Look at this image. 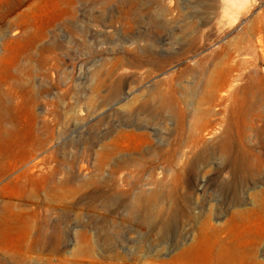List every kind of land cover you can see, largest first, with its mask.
<instances>
[{"label":"rangeland","instance_id":"1","mask_svg":"<svg viewBox=\"0 0 264 264\" xmlns=\"http://www.w3.org/2000/svg\"><path fill=\"white\" fill-rule=\"evenodd\" d=\"M203 47L209 50L200 56L217 53L211 55L216 65L227 56L249 59L254 50L261 56L264 0H0V116L7 127L33 125L40 137L33 173L51 176L24 203L8 182L27 168L0 178V203L44 207L33 218L34 235L43 231L41 246L30 250L21 241L23 228L12 243V231L0 244V264H188L179 263L180 255L208 222L228 236L236 231L235 212L263 205V86L252 89L239 121L228 111L216 133L199 142L191 123L178 134L149 120L172 89L199 102L206 79L184 71L196 66L190 56ZM132 130L150 141L134 148L136 139L117 141ZM241 137L251 164L245 177L228 165L240 153ZM158 139L186 152L181 165L156 150ZM228 139L230 158L190 169L206 149L220 150ZM53 177L72 182L53 189ZM141 193L156 195L151 225L132 207ZM251 232L261 239L247 247L264 263V222ZM59 235L64 240L52 251Z\"/></svg>","mask_w":264,"mask_h":264},{"label":"bare ground","instance_id":"2","mask_svg":"<svg viewBox=\"0 0 264 264\" xmlns=\"http://www.w3.org/2000/svg\"><path fill=\"white\" fill-rule=\"evenodd\" d=\"M260 29H262L261 26H259ZM31 42H33V36H31ZM258 42L260 44L263 43L261 37ZM213 47L214 44L209 48L213 49ZM209 48L204 49L203 47L200 52L191 55L190 58L196 62V66L188 67L184 71L196 75L198 78L206 79L199 102L196 103L194 100L180 95L178 90L172 89L162 95L159 104L153 108L154 113L158 112L157 116L149 118L151 121L156 120L160 124L166 125L168 129L172 126L178 134H183L191 123L198 142L206 136L211 137L216 133L224 121V115L228 111L231 112L233 119L239 121L246 109L252 89L256 86L264 87V68L257 62V60H262L264 64L263 50L261 51V56H258L256 50H254V56H250L249 59L242 58L240 60L233 56L223 57L222 62L216 65L212 64L211 55L217 53L200 56ZM4 59L5 57L0 60V70L3 69ZM214 65L215 67L212 68ZM165 109L170 111L172 115H164L162 111ZM5 120L4 116H0V178L19 166H25L27 169L8 182V185L16 186L14 195L22 203L33 202L37 197V192L46 189L50 185L51 180V176L35 175L33 173L39 166L37 152L39 150L40 137L34 132L33 125L22 131L16 126L7 127ZM150 128L155 135H158L159 131L157 129L159 128L157 126L153 125ZM119 136H121V139L117 141L136 139V144L131 145L133 148L138 147L141 140L150 141V135L134 130L122 132ZM240 143V153L228 165L234 167V172L237 175L241 174L242 177H245L251 172V164L248 162V149L245 147L243 137H241ZM156 150L163 152L169 161L174 158L177 165H181L186 156V152L183 149H173L162 139H158V148ZM232 152V142L228 139L224 141L223 148L220 150L206 149L205 153L191 164L190 169H195L200 165L201 161L214 162L223 154L230 158ZM184 175L185 172L183 171L179 170L177 172V178H182ZM53 182V189H57L60 186L67 187L71 184L72 179L68 178L63 182H56L53 177ZM62 189L64 192L68 191L67 188ZM155 196V194L141 193L136 203L132 206L136 213L143 211L144 224L151 225L157 218L151 206V201ZM58 207L54 204L52 208L56 210ZM43 208L41 203H38L36 208L32 210L22 208L19 204L12 201L0 203V244L8 233L14 231L12 243L17 244V241L22 238L21 241L26 242L30 250L41 246L44 239L43 231H40L36 236L34 235L33 218L42 216ZM65 208V210L68 209L67 206ZM263 212L264 203L255 208L235 212L231 220L236 231L230 232L228 236H223L221 228L208 222L207 227L202 231L196 242L182 252L179 263L253 264L257 261V264H264L256 260V251L247 247L250 243H258L261 239L260 236H253L251 229L255 225L264 222ZM170 223V221H167L163 227L167 228ZM19 228H23L24 233L21 238H16ZM80 239L86 243L90 240L85 231L80 232ZM63 240L64 236L59 235L54 245L51 246V250H57ZM226 247L227 249L225 250ZM220 249H223L221 253L218 252Z\"/></svg>","mask_w":264,"mask_h":264}]
</instances>
